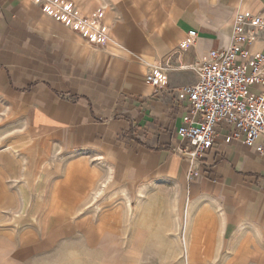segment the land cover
Here are the masks:
<instances>
[{
    "label": "crops",
    "instance_id": "1",
    "mask_svg": "<svg viewBox=\"0 0 264 264\" xmlns=\"http://www.w3.org/2000/svg\"><path fill=\"white\" fill-rule=\"evenodd\" d=\"M72 1L84 11L105 8L107 45H89L35 0H0L5 107L61 149L103 157L118 184L163 179L190 201L209 202L222 235L264 233V140H230L233 128L223 123L192 164L174 136L188 103L181 89L198 80L193 65L227 47L237 13L258 14L264 0ZM190 32L196 43L183 47ZM166 60L167 84L155 93L147 72Z\"/></svg>",
    "mask_w": 264,
    "mask_h": 264
},
{
    "label": "rangeland",
    "instance_id": "2",
    "mask_svg": "<svg viewBox=\"0 0 264 264\" xmlns=\"http://www.w3.org/2000/svg\"><path fill=\"white\" fill-rule=\"evenodd\" d=\"M97 157L36 136L0 98V264H264V233L222 235L209 202L118 184Z\"/></svg>",
    "mask_w": 264,
    "mask_h": 264
},
{
    "label": "built area",
    "instance_id": "3",
    "mask_svg": "<svg viewBox=\"0 0 264 264\" xmlns=\"http://www.w3.org/2000/svg\"><path fill=\"white\" fill-rule=\"evenodd\" d=\"M35 1L89 45L108 44L101 10L83 14L81 6L72 0ZM196 39L197 33L190 32L183 47L193 46ZM170 67L167 60L149 66L147 84L155 93L167 84ZM192 69L198 80L181 89L180 97L188 103L183 107L181 125L174 132L184 157L192 164L203 159L217 135V126L223 123L233 128L228 132L230 140L244 137L247 147L264 140V10L258 14L238 12L230 44L208 51ZM257 150L262 153L264 146Z\"/></svg>",
    "mask_w": 264,
    "mask_h": 264
},
{
    "label": "bare ground",
    "instance_id": "4",
    "mask_svg": "<svg viewBox=\"0 0 264 264\" xmlns=\"http://www.w3.org/2000/svg\"><path fill=\"white\" fill-rule=\"evenodd\" d=\"M86 159H87V157H86ZM96 160L98 161V163H101L99 157H97ZM103 187H105V186H103ZM149 189H150V187L147 184V185H143L142 187H140L139 190L137 191L136 200H137V202H138L139 205H141L142 202L144 201V199L147 197V194L149 192ZM102 193H103V189L100 187V189L97 191V195L98 194H102ZM122 194L125 195L126 198H127V200H128L129 208H130V210H132L131 216L132 217H137L138 215L136 214V216H135V214L133 213V205L131 203V197L129 196L128 190H126V188L123 189Z\"/></svg>",
    "mask_w": 264,
    "mask_h": 264
}]
</instances>
